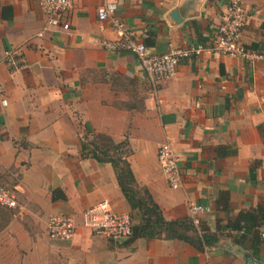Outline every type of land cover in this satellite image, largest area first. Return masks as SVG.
<instances>
[{
  "label": "crops",
  "instance_id": "crops-1",
  "mask_svg": "<svg viewBox=\"0 0 264 264\" xmlns=\"http://www.w3.org/2000/svg\"><path fill=\"white\" fill-rule=\"evenodd\" d=\"M104 1L73 0L61 24L38 36L45 20L38 0H0V179L18 203L0 212V264H244L243 252L264 264V223L255 252L233 233L198 250L177 239L112 240L83 225V211L102 200L131 214L110 163L82 158L84 128L114 142L127 135L134 177L165 219L188 217L189 204H199L200 223L214 232L240 211L264 206V62L206 49L181 60L153 92L132 53L101 47L116 37L97 18ZM114 1L146 52L160 54L210 44L230 0ZM241 1V40L264 51V0ZM15 47L24 61L10 70L2 57ZM139 99L138 107L120 105ZM165 141L178 156V189L168 186L157 158ZM53 189L65 198L53 200ZM57 214L73 218L72 238H49L47 222Z\"/></svg>",
  "mask_w": 264,
  "mask_h": 264
},
{
  "label": "built area",
  "instance_id": "built-area-1",
  "mask_svg": "<svg viewBox=\"0 0 264 264\" xmlns=\"http://www.w3.org/2000/svg\"><path fill=\"white\" fill-rule=\"evenodd\" d=\"M39 7L45 14V20L38 36L61 24L65 14L72 8L73 0H38ZM117 2L105 0L96 9L100 21H108L116 37L100 40L104 49L126 51L132 53L139 62L142 79L146 81L150 90L156 91L158 84L175 75L181 60L200 55L204 50L219 52L225 55L242 58L249 63L264 62V51L250 48L241 40L242 28L247 19V12L241 0H230L225 13L217 26L216 33L210 44H192L184 47L169 46L166 52L148 54L143 40L137 38L130 31L117 14ZM2 61L10 70H16L23 64L24 57L21 49H5ZM157 158L167 184L172 189L182 186V177L178 169V156L168 141L161 143L157 150ZM18 205L13 191L0 185V206L14 208ZM203 208L199 204H189V217L198 227L199 213ZM83 225L94 235L104 236L112 240H127L132 233L130 214L114 212L106 200L85 209L82 213ZM47 234L51 239H70L75 233V223L71 216L65 214L53 215L47 222Z\"/></svg>",
  "mask_w": 264,
  "mask_h": 264
},
{
  "label": "trees",
  "instance_id": "trees-1",
  "mask_svg": "<svg viewBox=\"0 0 264 264\" xmlns=\"http://www.w3.org/2000/svg\"><path fill=\"white\" fill-rule=\"evenodd\" d=\"M141 103L142 100L139 99L132 103L121 102L120 105L125 107L128 105L130 108L141 106ZM80 153L82 158L90 157L97 162L110 163L112 166L117 183L131 211L132 233L130 240L140 237L177 239L202 250L218 241L217 234L233 233L234 242L252 252H255L263 241L259 228L264 223V206L240 211L226 227L218 225L214 232L209 231L203 223L196 227L189 216L173 220L165 219L149 190L140 185L134 177L128 162L131 149L127 135L119 142H114L108 134L94 133L84 128L80 136ZM222 196L217 203L224 208L227 196L223 193ZM57 198L64 199L65 196L60 189H53L52 199L56 200ZM4 208L6 207L0 206V209Z\"/></svg>",
  "mask_w": 264,
  "mask_h": 264
},
{
  "label": "water",
  "instance_id": "water-1",
  "mask_svg": "<svg viewBox=\"0 0 264 264\" xmlns=\"http://www.w3.org/2000/svg\"><path fill=\"white\" fill-rule=\"evenodd\" d=\"M171 17L175 20L178 21L179 17L177 16V12L175 10L172 11ZM242 260L244 264H262L259 261L255 260L253 256L248 253V252H243L242 253Z\"/></svg>",
  "mask_w": 264,
  "mask_h": 264
},
{
  "label": "rangeland",
  "instance_id": "rangeland-1",
  "mask_svg": "<svg viewBox=\"0 0 264 264\" xmlns=\"http://www.w3.org/2000/svg\"><path fill=\"white\" fill-rule=\"evenodd\" d=\"M0 183H2L3 186L8 187L11 191L14 192V189L12 188L11 184H9V183L3 181L2 179H0ZM0 212H6V211H5V209H0ZM1 225H2V224H1V219H0V227H1Z\"/></svg>",
  "mask_w": 264,
  "mask_h": 264
}]
</instances>
